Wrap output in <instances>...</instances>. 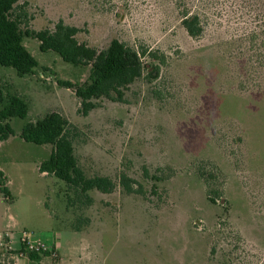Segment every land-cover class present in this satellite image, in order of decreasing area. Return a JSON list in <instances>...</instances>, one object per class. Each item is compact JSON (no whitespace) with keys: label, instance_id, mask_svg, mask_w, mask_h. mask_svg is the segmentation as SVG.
I'll return each instance as SVG.
<instances>
[{"label":"rangeland","instance_id":"rangeland-1","mask_svg":"<svg viewBox=\"0 0 264 264\" xmlns=\"http://www.w3.org/2000/svg\"><path fill=\"white\" fill-rule=\"evenodd\" d=\"M20 3L28 14L25 29L53 28L63 19L81 29V42L99 49L117 38L167 55L158 79L138 78L126 102L102 97L87 115L78 111L75 88L60 80L84 84L90 65L41 51L32 36L24 44L39 62L33 73L19 76L0 65L3 105L14 95L29 105L25 119L2 121L15 134L0 138V165L15 197L14 230L48 243L38 263L264 264V0ZM185 11L199 14L198 37L184 27ZM51 111L77 126L80 166L89 176L111 177L112 192L77 195L55 175H42L39 166L53 145L20 134ZM123 173L144 194L128 193ZM209 189L221 193L215 202Z\"/></svg>","mask_w":264,"mask_h":264},{"label":"trees","instance_id":"trees-1","mask_svg":"<svg viewBox=\"0 0 264 264\" xmlns=\"http://www.w3.org/2000/svg\"><path fill=\"white\" fill-rule=\"evenodd\" d=\"M27 16L25 4H21L20 0H0V65L13 67L19 76L34 72L39 62L25 46V36L37 38L41 51L53 50L59 53L63 60L74 65H90L91 71L86 83L75 86L69 80H60L65 87L75 88V94L80 99L78 111L83 115L89 114L97 107L96 100L102 97L126 102V90L132 83L143 76L150 82L158 79L162 66L167 63L165 52L146 44L132 46L116 38L106 48L99 49L81 42L78 39L81 29L63 19L58 20L53 28L25 29ZM182 23L192 37H198L203 30L197 13L185 11ZM146 58L158 62L148 63ZM149 67L152 68L148 70ZM4 100V92L0 87L1 140L15 134L11 124L2 122L4 119H25L29 113V105L21 96H12L6 105H3ZM76 130L77 126L67 117L58 111H51L37 121L24 124L20 137L39 145H53L49 158L40 164V171L65 181L77 195H87L92 189L104 193L112 192L116 182L111 177L99 174L89 176L80 166L73 140ZM151 178L160 181L168 177L152 175ZM211 179L212 176L207 177V180ZM7 181L5 172L0 168V190L5 197L10 198ZM120 184L128 193L144 194L143 185L126 173L121 175ZM220 195V191L209 189L211 201L215 202ZM29 257L33 261L32 264H39V254L29 252Z\"/></svg>","mask_w":264,"mask_h":264},{"label":"built area","instance_id":"built-area-1","mask_svg":"<svg viewBox=\"0 0 264 264\" xmlns=\"http://www.w3.org/2000/svg\"><path fill=\"white\" fill-rule=\"evenodd\" d=\"M14 234L7 231L0 238V253L3 256V264H9L8 257L14 255H27L29 252H34L39 255L46 253L49 249L48 243L41 237L28 230H22L19 234L21 247L16 250L14 246Z\"/></svg>","mask_w":264,"mask_h":264},{"label":"crops","instance_id":"crops-1","mask_svg":"<svg viewBox=\"0 0 264 264\" xmlns=\"http://www.w3.org/2000/svg\"><path fill=\"white\" fill-rule=\"evenodd\" d=\"M0 168L2 169V166L0 165ZM3 170V169H2ZM4 171V170H3ZM5 172V171H4ZM42 175H44L46 172H41ZM6 174V172H5ZM7 176V174H6ZM7 185L9 184V178L7 176ZM9 188V186H8ZM10 190V189H9ZM2 196L5 198V200H0V227H2V225L5 222L6 217L8 216V220L5 226L4 230H0V238L3 237L5 235V233L7 231H11L14 234V246L16 248V250H19L21 247L20 244V240H19V232H16L14 230L15 226H17V219L16 217L13 215L12 213V209H11V205H13L14 203H12L14 201V195L12 194L11 190H10V198L9 197H5L4 193L0 190ZM56 240H57V236H56ZM3 260V256L0 253V263L3 264L2 262ZM7 261H9V264H32V260L29 257V254L27 255H14L13 257L10 256L8 257Z\"/></svg>","mask_w":264,"mask_h":264}]
</instances>
